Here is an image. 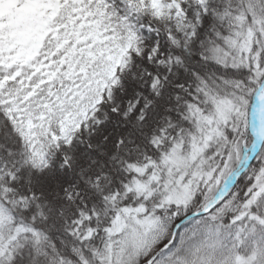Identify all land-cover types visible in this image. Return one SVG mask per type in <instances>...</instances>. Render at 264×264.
I'll return each mask as SVG.
<instances>
[{
    "label": "snow or ice",
    "instance_id": "1",
    "mask_svg": "<svg viewBox=\"0 0 264 264\" xmlns=\"http://www.w3.org/2000/svg\"><path fill=\"white\" fill-rule=\"evenodd\" d=\"M0 264H264V0H0Z\"/></svg>",
    "mask_w": 264,
    "mask_h": 264
}]
</instances>
